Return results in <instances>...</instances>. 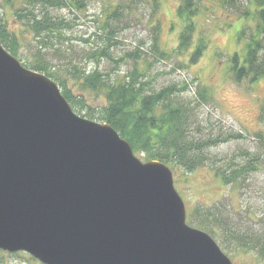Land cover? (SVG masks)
<instances>
[{
  "label": "water",
  "instance_id": "1",
  "mask_svg": "<svg viewBox=\"0 0 264 264\" xmlns=\"http://www.w3.org/2000/svg\"><path fill=\"white\" fill-rule=\"evenodd\" d=\"M0 250L40 264H232L190 227L173 174L0 44Z\"/></svg>",
  "mask_w": 264,
  "mask_h": 264
},
{
  "label": "rangeland",
  "instance_id": "2",
  "mask_svg": "<svg viewBox=\"0 0 264 264\" xmlns=\"http://www.w3.org/2000/svg\"><path fill=\"white\" fill-rule=\"evenodd\" d=\"M124 1L126 0H82L84 9L65 7L55 9L51 14V17L65 19L67 25L60 31V35L46 38L44 46L61 48L65 59L59 61L52 58L49 49L42 50V53L47 52L45 58L54 64L58 63L57 69L64 77L66 88L72 93V97L83 100L86 107L94 111L105 104L104 95L83 87L82 80L77 79L79 71L91 72L97 69L109 79H122L134 68L133 60H126L115 68L108 59L102 56L97 59L92 54L105 44V36L101 32V13ZM158 1L160 2L158 17L161 23L160 45L171 55L178 45L180 31L186 22L177 16L179 0ZM21 4L17 0H11L10 3L0 0V8L5 12L6 24L10 30L16 31L17 39L21 43L15 58L28 68L36 52V42L30 35L25 34L23 24L21 25L13 14L16 8V10L21 8ZM200 10L194 20L196 25L194 44L187 54L190 55L196 40L200 37L204 39L203 43L207 44V47L195 65L189 64L187 54L175 55L168 60L155 61L152 58L149 49L150 29L145 24L149 13L143 11L142 7L137 14L141 24H136L131 19L126 23L125 28H120L117 33L111 35L109 52L114 58H119L143 44L142 53L145 54L143 58H148L150 62L154 61L150 66V74L155 78L153 85L157 89L166 84L185 85L187 88L182 97L192 101L197 89L202 87L206 89L207 102L199 98L191 105L195 130L197 129L198 132L195 133L199 136L222 131L232 134L241 133L244 139H233L212 147L210 154L224 157L226 162L235 160L239 164L256 157L258 160H252L250 163L255 164L257 169L250 172L245 179H239V184L232 186L223 185L208 165L191 173L170 169L173 174V185L186 206V216L197 208L213 207L215 203L226 204L230 224L239 227L241 236L264 234V107L262 105L264 78L256 82L243 80L241 83H236L232 71L233 63H231L233 54L237 53L242 59L247 53V45L250 42L247 39L249 31H246L245 37H242L241 28L253 26L255 22L253 19L245 21L230 18L231 12L215 6L212 0H205ZM137 67L143 70L145 65L139 61ZM76 108L75 113L79 116L83 117L87 112V108L82 109L78 106ZM132 153L141 162H146L138 154ZM215 231L217 232L215 237L205 232L218 244L224 255L230 258L232 264H264V257L259 256L253 248L237 247L235 243H226L225 247L221 245L223 241V238H220L221 232L218 227ZM0 264H39V262L24 252L9 254L0 250Z\"/></svg>",
  "mask_w": 264,
  "mask_h": 264
},
{
  "label": "trees",
  "instance_id": "3",
  "mask_svg": "<svg viewBox=\"0 0 264 264\" xmlns=\"http://www.w3.org/2000/svg\"><path fill=\"white\" fill-rule=\"evenodd\" d=\"M11 0H6L10 3ZM21 8L13 12L20 24H23L25 34L30 35L36 42L34 56L30 60L28 69L39 72L55 82L60 92L70 103L75 112L76 107L87 108L86 117L90 121L95 120L111 126L120 137L129 143L132 152L144 158L145 161H160L171 170L191 173L202 166L208 165L219 177L223 185L239 184V179H245L250 172L256 171L250 158L245 163L235 160L225 161L224 157L211 156L212 147L222 145L233 139H244L241 133H229L222 131L217 134L212 132L202 136L197 135L195 121L191 113L192 102L199 98L207 102L206 89H197L194 100L183 98L185 85L166 84L157 89L153 83L155 78L151 76L150 66L154 63L148 58H143L142 46L130 53H124L119 58H114L109 52L111 35L117 33L120 28H125L127 22L133 19L136 24H141L137 16L140 8L148 11V19L145 24L150 29V52L155 61L168 60L175 55L187 54L194 44L196 34L195 16L199 14L200 6L205 0H179L176 9L177 16L185 20L183 29L178 37V45L173 54L167 53L160 45L161 23L159 21L158 0H126L118 2L112 9H105L101 13V32L104 34L105 44L102 48L93 52L97 59L104 57L114 64L115 68L126 60H133V69L122 79H109L108 76L97 69L86 72L80 70L77 79L82 80V86L94 92L104 95L105 104L98 110L86 107L81 99L72 97V93L66 88V81L59 73L58 63H53L45 58L50 50V56L59 61H64L62 49L52 45H45L46 38L60 35L65 28L66 20L51 17L52 11L70 7L71 9H84L82 0H17ZM215 6L228 9L230 18L252 20L255 25L242 27L240 35L247 39L246 55L240 59L237 53L233 54L234 81L241 83L243 80L256 82L264 78V0H212ZM5 12L0 8V44L12 56H16L21 43L17 39L16 31L9 29L4 19ZM37 40V41H36ZM202 37L198 38L195 47L188 55L190 65H195L203 56L207 44ZM61 46V45H60ZM91 54V55H92ZM142 61L145 65L139 70L137 64ZM264 94V93H263ZM75 104V106L73 105ZM264 107V96L262 100ZM98 113L97 115L95 113ZM196 132V133H195ZM260 137V136H258ZM247 154V152H245ZM187 223L201 230H205L212 237L217 236L215 228L218 227L221 245L235 243L237 247L253 248L264 257V234L241 236L239 227L230 224L227 205L215 203L213 207L197 208L192 214H188Z\"/></svg>",
  "mask_w": 264,
  "mask_h": 264
}]
</instances>
